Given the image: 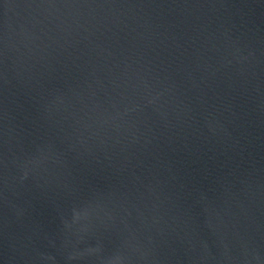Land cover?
I'll use <instances>...</instances> for the list:
<instances>
[{
	"label": "water",
	"instance_id": "95a60500",
	"mask_svg": "<svg viewBox=\"0 0 264 264\" xmlns=\"http://www.w3.org/2000/svg\"><path fill=\"white\" fill-rule=\"evenodd\" d=\"M0 264H264V0H0Z\"/></svg>",
	"mask_w": 264,
	"mask_h": 264
}]
</instances>
